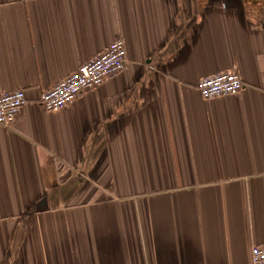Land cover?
<instances>
[{"label": "crops", "instance_id": "obj_1", "mask_svg": "<svg viewBox=\"0 0 264 264\" xmlns=\"http://www.w3.org/2000/svg\"><path fill=\"white\" fill-rule=\"evenodd\" d=\"M124 38L128 65L41 95ZM238 72L243 90L198 82ZM0 264H253L264 243V0H0Z\"/></svg>", "mask_w": 264, "mask_h": 264}, {"label": "built area", "instance_id": "obj_2", "mask_svg": "<svg viewBox=\"0 0 264 264\" xmlns=\"http://www.w3.org/2000/svg\"><path fill=\"white\" fill-rule=\"evenodd\" d=\"M128 65L127 45L124 38L112 41L106 49L77 70L46 90L39 102L48 111H57L73 103L85 90L101 86L109 78L125 71ZM244 88L241 75L235 71H223L202 78L197 89L205 99H214L240 93ZM28 104L24 89L0 93V124L10 126ZM253 264H264V243L251 249Z\"/></svg>", "mask_w": 264, "mask_h": 264}]
</instances>
